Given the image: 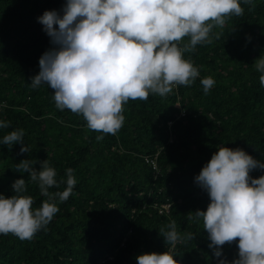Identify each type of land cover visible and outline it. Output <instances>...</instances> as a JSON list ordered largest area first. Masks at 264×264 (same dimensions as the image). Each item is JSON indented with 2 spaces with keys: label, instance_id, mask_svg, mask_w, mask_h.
Returning a JSON list of instances; mask_svg holds the SVG:
<instances>
[{
  "label": "trees",
  "instance_id": "1",
  "mask_svg": "<svg viewBox=\"0 0 264 264\" xmlns=\"http://www.w3.org/2000/svg\"><path fill=\"white\" fill-rule=\"evenodd\" d=\"M0 264H264V0H0Z\"/></svg>",
  "mask_w": 264,
  "mask_h": 264
},
{
  "label": "built area",
  "instance_id": "2",
  "mask_svg": "<svg viewBox=\"0 0 264 264\" xmlns=\"http://www.w3.org/2000/svg\"><path fill=\"white\" fill-rule=\"evenodd\" d=\"M155 155H158V154H155ZM152 156H150V157H152ZM150 157H147L146 159H148ZM158 206H159V212H161V213L162 212H169L170 211L171 203L170 202H165V203L158 204Z\"/></svg>",
  "mask_w": 264,
  "mask_h": 264
}]
</instances>
